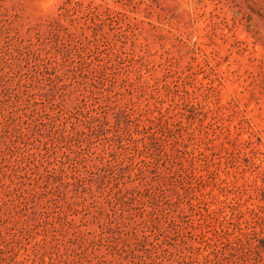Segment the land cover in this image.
<instances>
[{
  "label": "rangeland",
  "instance_id": "obj_1",
  "mask_svg": "<svg viewBox=\"0 0 264 264\" xmlns=\"http://www.w3.org/2000/svg\"><path fill=\"white\" fill-rule=\"evenodd\" d=\"M0 264H264V0H0Z\"/></svg>",
  "mask_w": 264,
  "mask_h": 264
}]
</instances>
